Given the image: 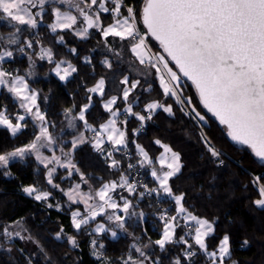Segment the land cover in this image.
Instances as JSON below:
<instances>
[{
	"label": "snow or ice",
	"instance_id": "obj_1",
	"mask_svg": "<svg viewBox=\"0 0 264 264\" xmlns=\"http://www.w3.org/2000/svg\"><path fill=\"white\" fill-rule=\"evenodd\" d=\"M0 22L8 28L0 33V98L6 100L0 104V130L15 140L31 128L25 142L0 141V176L14 179V163H35L34 173L48 190L33 182L19 185V191L67 214V229L60 224L54 235L69 246L65 257L81 264L82 257L70 253L81 251L77 237L87 235L94 264H241L233 259L232 234L216 235L220 218L209 220L191 210L188 197L195 189H175L184 167L180 154L160 138L145 146L139 137L158 112L175 115L174 106L197 124L207 122L193 98L184 95L188 81L202 109L264 167V0H0ZM41 25L61 47H67L66 35L82 43L98 37L82 60L94 73L93 83L81 85L82 103L58 113L59 131L57 119L41 107V100L50 98L32 88L30 79L36 60L53 65L51 72L61 82L78 68L45 46L37 31ZM68 51L80 59L77 47ZM98 51L103 58L96 61ZM19 56L29 62L23 72L5 67ZM97 68L103 73L96 75ZM149 77L158 82L157 99H144L153 88ZM133 123L137 127H130ZM201 140L212 161L223 166V154L206 136ZM85 146L91 164L78 157ZM152 146H159L158 155L151 154ZM90 166L104 175L87 171ZM244 190L254 193L253 206L264 209V171L249 173ZM53 192L64 203H53ZM145 200L155 208L157 239L146 229L141 236L127 230L134 218L145 220L147 214L137 210ZM160 203L168 207H157ZM25 224L23 217L0 222V251L11 254L13 248L5 245L20 240L37 249H16L25 264H38L40 254L53 264ZM119 232L131 235L132 243L109 257L98 238L115 240ZM249 246L247 238L239 244Z\"/></svg>",
	"mask_w": 264,
	"mask_h": 264
},
{
	"label": "trees",
	"instance_id": "obj_2",
	"mask_svg": "<svg viewBox=\"0 0 264 264\" xmlns=\"http://www.w3.org/2000/svg\"><path fill=\"white\" fill-rule=\"evenodd\" d=\"M0 30L4 33L8 32V28L4 24L1 25ZM37 31L44 39L45 46L53 47L58 60H68L78 68V72L72 78L67 82H61L51 73L53 65L44 61L38 67L42 77L38 80L30 79L32 88L39 90L42 97L50 98L41 100L42 109L50 113V118L57 119L58 113L63 108L84 101V91L81 85L93 83L92 76L94 73L89 66L83 64L82 60L84 56L90 53L93 45L97 43L98 37L87 43H82L78 38L66 35L67 47H61L52 43V36L46 32L44 25H41ZM152 46L155 51L159 49L155 41H152ZM71 47H77L80 50V59L69 53L68 49ZM93 55L96 61L103 58L99 51ZM27 66L28 60L24 56H19L15 62L5 64V67L19 68L21 72ZM102 73L103 70L97 68L95 74ZM149 83L153 84V88L150 93L144 94V99H157L158 82ZM184 95L193 98L196 107L202 111V114H206L207 122L198 125L190 117L185 116L178 106H174L175 115L169 116L166 113L158 112L153 120L148 122L145 132L139 137V142L148 146L152 140L160 138L178 152L184 167L179 177L174 180V187L177 191L195 189L188 197L191 210L209 220L215 217L220 218L216 235H222L225 231L232 234L233 259L239 260L241 264H264V209H257L253 206L251 199L255 198L254 193L251 190L248 192L244 190V185L249 179V173L264 171V167L259 165V162L246 146L232 142L226 135L224 127L202 109L194 89L187 81H185ZM5 102L6 100L0 98V104ZM168 103H172V101L169 100ZM97 115L98 113L93 112V116ZM57 125L56 131H59L60 121L58 119ZM130 127H137V125L133 123ZM202 129L206 137L211 140L212 145L223 154L221 156V159H224L223 166H217L208 155L201 140ZM30 131L31 128L26 129L25 134L13 140L7 131L0 130V141L9 145L20 144L30 139ZM159 151V146H152L150 150L151 154L156 155L159 154ZM86 152L87 147L85 146V151L80 152L78 157H85L82 163L91 164L92 162L85 156ZM35 168L36 165L31 160L23 164L14 163L12 166L14 179L0 176V222L9 223L21 217L25 218V226L31 235L43 245L47 254L51 256L53 264H72V259L65 257V253L69 251V246L66 242L54 239L60 224H63L67 229V214L57 212L55 208L49 209L43 202H36L19 191V185H29L33 182H37L38 186L48 190L43 177L34 173ZM87 171L95 172L96 175H104L96 166L88 167ZM143 179L147 181L149 178L143 177ZM53 196V203H64L59 192H53ZM148 203L149 201L145 200L137 209L138 211L143 210L147 214L145 220L136 223L134 219L129 222L127 230L129 234L135 233L136 236H141L142 231L146 229L152 239H157L158 236L155 233L158 222L152 215L155 208L148 207ZM157 207L166 208L168 205L160 203ZM229 219L233 221L231 225L228 223ZM77 238L81 245V251H72L70 256L73 259L77 256L82 257L81 264H94L93 259L88 254L90 237L80 235ZM244 238L249 239L250 246L241 249L239 244ZM98 239L107 246V256L113 258L123 253L132 243L131 235L125 233H119L115 240L110 236H103ZM8 246H11L13 251L11 254L0 251V264H14L13 258L19 261V264H25V259L16 251L17 248H24L26 252L37 250L34 244L20 240H15L11 245H5V247ZM38 264H47L43 254L39 255Z\"/></svg>",
	"mask_w": 264,
	"mask_h": 264
},
{
	"label": "rangeland",
	"instance_id": "obj_3",
	"mask_svg": "<svg viewBox=\"0 0 264 264\" xmlns=\"http://www.w3.org/2000/svg\"><path fill=\"white\" fill-rule=\"evenodd\" d=\"M1 24H3L2 22H0V29H1ZM0 33H3V32H1V30H0ZM3 34H7V33H3ZM155 51V50H154ZM33 59H36L35 57H33ZM42 62H44V61H39V60H36V63H35V67H34V75L31 77V79H38V78H40V77H37L38 75H37V63H42ZM54 74V73H53ZM133 76H135L136 75V73L134 72V74H132ZM152 81H154L153 79H152V77H149L148 78V83L149 82H152ZM142 83H144V81L142 82ZM147 86V84H145V87ZM135 219V218H134ZM133 219V220H134ZM132 220V221H133ZM129 222H131V221H129ZM119 233H123V232H119ZM118 233V234H119Z\"/></svg>",
	"mask_w": 264,
	"mask_h": 264
},
{
	"label": "crops",
	"instance_id": "obj_4",
	"mask_svg": "<svg viewBox=\"0 0 264 264\" xmlns=\"http://www.w3.org/2000/svg\"><path fill=\"white\" fill-rule=\"evenodd\" d=\"M2 25V24H1ZM4 33V32H3ZM7 33V32H6ZM29 63V62H28ZM39 65H40V63H37V77H42L41 75H40V73H39V70H38V67H39ZM52 74H53V72H51ZM132 74H134V72L132 73ZM55 75V74H54ZM39 79V78H38ZM38 79H31V80H38ZM141 80H142V82L144 81L143 80V78H141Z\"/></svg>",
	"mask_w": 264,
	"mask_h": 264
},
{
	"label": "water",
	"instance_id": "obj_5",
	"mask_svg": "<svg viewBox=\"0 0 264 264\" xmlns=\"http://www.w3.org/2000/svg\"><path fill=\"white\" fill-rule=\"evenodd\" d=\"M188 82V81H187ZM190 84V82H188ZM191 85V84H190ZM206 112V110H205ZM207 113V112H206ZM208 115H210L211 117H213L210 113H207ZM214 118V117H213ZM215 119V118H214ZM216 120V119H215ZM217 121V120H216ZM230 139V138H229ZM231 140V139H230ZM233 142V141H232ZM235 143V142H234Z\"/></svg>",
	"mask_w": 264,
	"mask_h": 264
},
{
	"label": "built area",
	"instance_id": "obj_6",
	"mask_svg": "<svg viewBox=\"0 0 264 264\" xmlns=\"http://www.w3.org/2000/svg\"><path fill=\"white\" fill-rule=\"evenodd\" d=\"M198 125H201V124H198ZM202 134H203V136L205 135V133H204L203 129H202ZM205 136H206V135H205Z\"/></svg>",
	"mask_w": 264,
	"mask_h": 264
}]
</instances>
